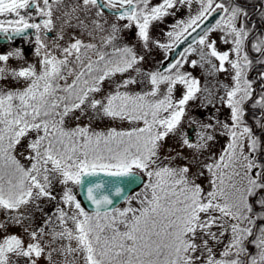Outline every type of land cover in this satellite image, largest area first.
<instances>
[{"label": "snow or ice", "instance_id": "1", "mask_svg": "<svg viewBox=\"0 0 264 264\" xmlns=\"http://www.w3.org/2000/svg\"><path fill=\"white\" fill-rule=\"evenodd\" d=\"M257 11L0 0V38L35 57L0 53V264H264Z\"/></svg>", "mask_w": 264, "mask_h": 264}, {"label": "flooded vegetation", "instance_id": "2", "mask_svg": "<svg viewBox=\"0 0 264 264\" xmlns=\"http://www.w3.org/2000/svg\"><path fill=\"white\" fill-rule=\"evenodd\" d=\"M153 2L156 3L158 2V0H153ZM241 3H245L250 12L253 11L254 7L257 9L260 7H264V0H241ZM187 11L188 10L186 8L182 9L180 12H177L176 17H172V16L166 17L163 23H157L156 25H154L152 29L153 37L164 39L163 30L166 29L171 23H173L175 19L184 18L187 15ZM253 19H254V22L257 23L258 27L264 26V21H260L259 19L258 11L253 13ZM125 37L129 42H134V32L126 31ZM217 37H218V34L214 33L212 38L217 39ZM0 46L12 48V49L13 47L20 48V49H23L25 53H32V47H34V45L30 46L28 42L23 40L22 38H16L12 42H8L7 40L0 38ZM218 47L221 48L219 43H218ZM174 52L172 53V55L174 54ZM152 58H156V59L158 58L159 60L163 59V53L159 51H154L152 53ZM189 70L192 71L191 69ZM194 74L200 75V70L199 69L194 70ZM253 75H255V72H253ZM199 114H200V109L198 110L197 115ZM220 115L222 118H225L226 117L225 115H227V112L225 111V115H222L221 113ZM222 142L223 140H221V143ZM219 146L220 145H215V148H219Z\"/></svg>", "mask_w": 264, "mask_h": 264}, {"label": "rangeland", "instance_id": "3", "mask_svg": "<svg viewBox=\"0 0 264 264\" xmlns=\"http://www.w3.org/2000/svg\"><path fill=\"white\" fill-rule=\"evenodd\" d=\"M220 46H221V50H223V48H224V46L223 45H221L220 44ZM12 50V48H7V47H2V46H0V53H4V52H7V51H11ZM25 55H26V57H27V59L29 60V61H34L35 60V57L33 56V54L32 53H25ZM157 60H159L158 58L156 59V58H150L149 59V61H148V63L145 65L146 67L147 66H151V64L154 62V61H157ZM11 63L13 64V65H17V64H21V63H23V61L22 60H12L11 61ZM224 77H223V75L221 76V79H223ZM198 110H199V108L197 107V105L196 104H192L191 106H190V114L191 115H197V113H198ZM225 111L226 110H221V114L222 115H225ZM225 116H227V115H225ZM226 118V117H225ZM103 125H101V127H102ZM187 126V123L185 122V127ZM79 198V197H78ZM121 206H123V205H121ZM13 231H18L17 229H13Z\"/></svg>", "mask_w": 264, "mask_h": 264}, {"label": "water", "instance_id": "4", "mask_svg": "<svg viewBox=\"0 0 264 264\" xmlns=\"http://www.w3.org/2000/svg\"><path fill=\"white\" fill-rule=\"evenodd\" d=\"M181 47H183V46H181ZM180 50H181V49H176L175 52H174V54H173L172 56L174 57L175 54L178 53ZM78 195H79V198H80L81 200H83V195H82V194H78ZM86 203H87V202L85 201V205H86Z\"/></svg>", "mask_w": 264, "mask_h": 264}]
</instances>
